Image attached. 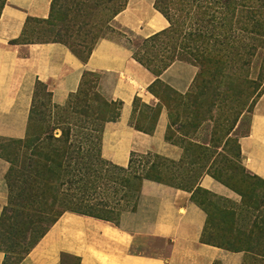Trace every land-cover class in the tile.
Here are the masks:
<instances>
[{"label":"trees","instance_id":"16d2710c","mask_svg":"<svg viewBox=\"0 0 264 264\" xmlns=\"http://www.w3.org/2000/svg\"><path fill=\"white\" fill-rule=\"evenodd\" d=\"M4 2L0 0V8ZM126 2L121 0L116 4L110 11L108 21L124 8ZM54 5L55 0H52L48 18H28L26 23L34 20L54 26L58 19ZM154 7L167 19L168 26L142 38L141 45L145 46L147 42L158 44L161 56L146 61L143 58L146 50L143 47L142 52L141 45L132 49V56L156 76L148 89L158 98V102L150 106L134 98L130 125L142 132L152 133L164 105L168 115L164 137L182 147L181 158L171 160L150 151H132L125 166L104 159L100 152L103 124L119 117L121 102L105 100L92 82L81 81L69 105L72 112L79 113L76 110L79 102L96 101L101 105L94 117L97 123L84 124L79 132H73L70 127L72 123L67 124L61 127L58 136L51 132L57 128L53 127L38 138L45 144L39 146L36 153L33 152L36 146L31 144L33 138L28 132L22 139L0 137V141H8L12 148L7 154L0 153V157L9 163L5 177L8 200L0 216V229H5L4 235L0 237V250L5 255L2 264H6L8 254L18 255L13 262L18 264L66 211L117 224L122 212L136 208L144 180L191 191V200L217 223L216 232L209 241L211 244L232 252L248 251L264 258V246L252 238L255 220L250 221L249 217L246 226L248 235L240 233L234 228L235 211L228 207V211L224 209L223 212L231 216V222H222L209 208L207 200L224 198L199 185L200 178L208 174L242 196L243 201L242 183L252 178L261 179L250 175L239 161L236 162L240 146L238 138L231 136V133L241 115L252 111L251 106L264 92V0H155ZM25 26L20 37L10 43L58 41L82 60L88 57L93 48L88 47L84 53L74 50V46L63 39L67 36L66 32L53 40L23 39ZM100 32L99 29L84 33L83 36L87 34L90 41H94ZM81 41L84 42L83 39ZM175 60L197 67L196 76L185 93H178L159 78L160 73ZM157 84L171 89L177 101L164 102L155 89ZM39 87L44 89L48 105H51L46 85L36 81L30 116ZM137 102L142 108L151 111V115L144 116L137 109ZM108 106H114V109L108 110ZM174 108L180 114L172 119ZM106 111L109 114H105ZM217 111L222 115L219 122H215L217 119L212 115ZM208 123H212V130L207 138L193 139L191 133ZM173 125L180 137L173 136ZM218 126L219 134L214 129ZM77 138L80 141H76ZM227 144L232 145L233 152L229 157H224L218 149L225 151ZM19 153L27 162L24 164L22 161L16 169L14 161ZM219 156L222 161L217 159ZM19 199L27 203L17 211L14 204ZM36 206H40V210ZM37 214H41V218ZM17 216L20 218L15 221ZM222 230L229 234L224 237ZM32 233L35 241L30 243V240H26V234ZM255 233L262 234L259 242L264 243V230L258 227ZM20 243L24 247L16 249ZM259 246L263 249L260 250ZM64 257H70L79 264L78 257L65 254L62 255V262Z\"/></svg>","mask_w":264,"mask_h":264},{"label":"crops","instance_id":"0c3cea01","mask_svg":"<svg viewBox=\"0 0 264 264\" xmlns=\"http://www.w3.org/2000/svg\"><path fill=\"white\" fill-rule=\"evenodd\" d=\"M52 0H5L0 8V137L26 136L36 81L50 92L52 115L68 106L81 81L92 82L108 101H120L116 120L106 121L101 133V156L125 166L130 152L157 153L179 160L183 149L164 137L165 107L152 133L130 125L132 102L152 105L148 89L156 76L136 61L131 49L113 38L99 39L85 60L58 41L10 43L20 37L28 18L46 19ZM155 0H127L112 23L133 35L148 37L168 26L154 7ZM197 73L191 63L175 60L159 75L166 85L185 93ZM242 162L264 180V92L256 100L248 132L238 139ZM9 163L0 157V213L8 200ZM199 185L225 199L239 195L204 174ZM215 223L191 200V191L144 180L136 208L120 214L118 223L74 212H64L18 264H62V255L78 257L79 264H246L264 258L244 251H228L204 239ZM0 250V264L4 261Z\"/></svg>","mask_w":264,"mask_h":264},{"label":"rangeland","instance_id":"374dc122","mask_svg":"<svg viewBox=\"0 0 264 264\" xmlns=\"http://www.w3.org/2000/svg\"><path fill=\"white\" fill-rule=\"evenodd\" d=\"M120 1L121 0H55L54 10H55V14H57L58 16V19H56L55 21V25L48 26L40 21L29 20L25 26L23 39H32L36 41L53 40L62 37V33L66 32L67 36L66 37L64 36L63 39H65L68 43H70L71 46H74V50H78L83 53L87 50L88 47L94 46L96 44V41L102 38H113L120 40L124 42L133 52L132 49L135 48V46L137 45H141V39L146 37H139L131 34L129 31L123 28H118L112 23L111 21L112 19L108 21L110 11L113 8H115L116 4L119 3ZM106 26H109L110 28H106ZM99 29L101 30L100 35L94 41H90V38L87 37V34L83 36L84 33L93 32ZM82 39L84 40V42L81 41ZM143 47L146 50V53L143 55V58L146 61L148 59H151L152 57H156L157 55L161 56V49L159 48L158 44L154 42H147L145 46L143 45L140 46V50H142V52L144 50ZM253 74H254V70H253ZM155 89L161 95V98L164 102L170 103L173 100L177 101L176 95L171 91V89L167 88L163 84H157L155 86ZM41 94L43 95L42 97ZM156 99L158 100L157 97ZM138 100L140 99L138 98ZM140 102L142 101L140 100ZM136 106L137 109H139L144 116H146V114H148L147 117L151 115V111L142 108L140 103L137 102ZM150 106H154V104ZM100 107L101 105H99V103H97L92 99L85 100L78 103V107L76 108V110H78L79 113L72 112L71 107L68 104V106H66L65 108L57 110L55 116H53L52 106L48 105V99L45 94V91L43 88L39 87L36 92V97L33 103L32 114L30 116L28 129H27V132L33 138V141L31 142L32 146L33 147L34 145L36 146L34 147L33 152L36 153L39 150L38 147L45 144L44 142H41L42 140H38V138L40 136L43 137L45 133H47V131H50L51 128L53 127H57V128L55 130H52L51 132L53 133L54 136H58L60 134L61 127H64L67 124L72 123L70 127L72 128L73 132H79L80 127L83 126L84 124L86 125L87 123L90 122L92 123L93 121L97 123L98 121L97 120L95 121L94 117L96 111L100 109ZM132 107H133V103H132ZM162 107L165 106L163 105ZM251 108L252 111L244 112L241 115L240 119L237 121L236 125L232 130L231 136L239 139L240 136L245 135L248 132L249 121L254 106H251ZM107 109L113 110L114 106H108ZM172 113H173L172 119H175L176 116L180 114V112L176 110V108L172 110ZM105 114H109V111L108 112L106 111ZM212 115L214 116V118L217 119L215 122H219L221 120L222 115L220 111H217ZM179 118L180 116L178 117V119ZM218 127H214V129L219 134L220 127L219 129ZM211 130H212V123L204 124L200 129L191 133L192 134L191 136L193 139L203 140L207 138ZM171 131L173 136L180 137V133L175 129V125H173ZM77 137H79V135ZM76 141H80V139L77 138ZM223 142L224 139L222 143ZM232 148H233L232 145L227 144V146L224 148L225 151H220V148L218 149V151L224 157H229V155L232 154L233 152ZM32 149L33 148L27 150L26 153L29 154V151ZM11 150L12 148L9 145L8 141H0V153L7 154ZM15 159L16 160L14 161V163H16L17 165L16 169L19 168L20 163L22 161L24 162V164L25 162H27V160L24 161V157L22 156L21 153L16 155ZM217 159L222 161V158H220V156ZM238 161L244 167L246 172L252 175L243 164L241 155H239V158L237 157L236 162ZM241 187L244 194L243 201H242V196H240L238 193L237 194L239 195L240 198L238 201L235 202L225 198L224 200H215L212 198L210 200H207V202L209 203V208L213 210L215 214H217L218 218L222 222H231L230 221L231 216L226 213L228 211L227 210L228 207H231L230 209L235 211L233 217V219L235 220L234 228L238 229L240 233L243 232L246 235H248V227L246 226L249 224V217H250V221L255 220L254 225L256 227H254V229L251 231L253 233L252 238L255 241L257 240L259 245L264 246V243L259 242L263 237L262 234L255 233L258 227L264 230V181L255 178L248 179L246 182L242 183ZM25 203H27V201L24 199L16 200L14 204L15 207L14 209L19 211L20 209H22V205H24ZM40 208H41L40 206H36L37 210H40ZM224 209H226V212H223ZM41 214H37L38 217L40 216L39 218H41L42 216ZM19 218L20 216H17L15 218V221H17ZM5 224H7V222H5ZM215 224L216 225H215L214 233L216 232L217 223ZM4 230L5 229H0V237L4 235L5 233ZM213 234L205 235L204 239L210 241L213 237ZM228 234L229 233H226L225 231L222 230V235L224 237L227 236ZM5 236L7 237L8 234H5ZM26 238L27 241L30 240V243L31 241L33 242L35 241V238L33 239V233L31 235L26 234ZM21 247H24V245L20 243L17 245L16 249L18 248L20 250ZM258 248L260 250L263 249L260 246ZM16 257H18V255L8 254V260L6 264H13ZM214 263L223 264L221 261H216ZM62 264H76V263L70 257H64ZM246 264H264V263H262L261 261L249 260V262Z\"/></svg>","mask_w":264,"mask_h":264}]
</instances>
